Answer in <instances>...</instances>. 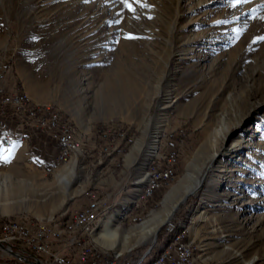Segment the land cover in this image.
I'll use <instances>...</instances> for the list:
<instances>
[{"label":"rangeland","instance_id":"rangeland-1","mask_svg":"<svg viewBox=\"0 0 264 264\" xmlns=\"http://www.w3.org/2000/svg\"><path fill=\"white\" fill-rule=\"evenodd\" d=\"M129 3L0 0V223L62 230L89 194L109 213L85 242L122 264L178 242L192 264H264V150L210 160L245 134L264 149V0ZM47 112L81 145L66 162L36 122ZM169 160L171 178L144 197ZM0 264L25 263L0 250Z\"/></svg>","mask_w":264,"mask_h":264},{"label":"built area","instance_id":"built-area-1","mask_svg":"<svg viewBox=\"0 0 264 264\" xmlns=\"http://www.w3.org/2000/svg\"><path fill=\"white\" fill-rule=\"evenodd\" d=\"M15 101L17 103L22 102L18 101V99H15ZM21 105H23V103H21ZM36 122L40 127H44L54 134V138L58 145L56 156L60 162H62L66 152L76 151V148H81V145L75 144L71 137L67 136L66 123L60 119L57 113L47 112L45 117L37 119ZM172 161H174V159H172ZM172 161L169 160L168 163H170V165L158 172L151 171V173L155 174L156 186L152 187L147 198L159 188L162 182L171 178L173 174V169L171 167ZM86 196L88 197L86 206L75 211V218L73 221H77V215L80 213H88L89 221L85 225H82L81 231H72L73 239L62 240L57 237L55 234V226L54 228H35L33 225L8 220L0 223V232H9V239H0V242L9 251L22 254L24 257H30L32 260L37 259L40 262L50 264H72V254L62 253L66 247H69V250H77L74 254L77 264H122L120 256L100 254L94 249H89L87 247L84 239L85 233H87L89 223H95L97 214L90 213L89 202L92 201L89 199V194H86ZM183 251L188 252V249H184V246H182L180 242L174 243L163 256L162 260L155 264H166L167 259H169L168 255L171 252L173 253L170 255L172 256L170 258L171 264H179L176 260L177 256H175L174 253Z\"/></svg>","mask_w":264,"mask_h":264},{"label":"bare ground","instance_id":"bare-ground-1","mask_svg":"<svg viewBox=\"0 0 264 264\" xmlns=\"http://www.w3.org/2000/svg\"><path fill=\"white\" fill-rule=\"evenodd\" d=\"M255 64L257 65V67L260 66V69L257 72V74L259 76H263L264 75V56L263 57L261 56L260 60L256 61ZM260 97H261V100H264V91H260ZM259 109H260V107H258V109L254 108V111H252V112L249 110L251 113L250 112L249 113L246 112L245 116L247 117V116L250 115V116L253 117L254 114L259 112ZM244 117L238 122L239 124L243 121ZM60 119L62 120L61 117H60ZM64 123H66L67 136H70L72 141L76 144L77 140H76V132H75L74 128L68 122H64ZM255 133L256 134H260L261 132L260 131H256ZM254 139H255L254 136H251V135L249 136L248 134H245V137H241V138L237 139L236 141H234L227 151L224 152V150L223 151L222 150H217V151L213 152V154L210 156V160L212 162H214V161H216L217 157H223V158L228 157V158H231L232 160H234L236 157H238V155L241 153L242 149L244 147H246V146L249 149L254 150L255 152H253V155H256L259 150H264V149H262L259 146L254 145V143H253ZM76 151H77V148H76ZM74 152L75 151L66 152L64 154V156H63L62 162H66L72 155H74ZM64 183H66V185L68 187L69 181L64 180ZM155 186H156V178L152 177V178H150V180L147 182V184L145 186V189L143 191V196L144 197L148 196L149 193L152 190V187H155ZM196 187L197 186H194L193 189H190L189 191H193ZM189 191L187 193H189ZM89 199H90V195H89ZM178 204H179V202L177 204H175L170 211L167 212L166 216L168 218H169V216H171L173 211L178 208ZM89 211H90L91 214H97V216H96V219H95V223H89V228L87 230V233H85V236L88 237V238L92 237L94 235V233L99 229V223H100V221L103 220L102 216L104 215V211H102L100 209L98 203L95 202V201L92 202V203L89 202ZM74 218H75V214L70 218L69 221H67L65 223V225H64L65 227L62 230H59V229L56 230V226H55V234H56L57 237H59L60 239L64 240L63 239V234L66 233V234L72 235V239H73V232L72 231H81L82 230V225H85L89 221V214L88 213H80V214H78L77 215V221H73ZM18 223H23V222H18ZM193 223H197V220L195 219ZM157 226L159 227L160 225H157ZM153 227L149 228V234L154 238L155 235H156L155 233L158 231L159 228L158 227H154L153 228ZM35 228H49V227L48 226L47 227L46 226H41V227L39 226V227H35ZM115 236H116V231L113 229L112 220L110 219V220L105 222L104 228L99 233V237L103 238V240H110V239H114ZM0 239H9V232H1V238ZM100 242H102V241L100 240ZM107 243H108V241H106V243L104 242V244H107ZM86 245L88 247V243H86ZM172 246L173 245H169L164 250V252H162L156 258V260L154 261L153 264H155L156 262H160L162 260L163 256L168 252V250ZM6 249L7 248L4 247V248H1L0 250H2V252H7ZM89 249H91V248H89ZM184 249H188V252L183 251V252L174 253L175 256H177L176 257L177 258L176 259L177 262L179 264H192L193 260H192V255H191V253L189 251V248L187 246H184ZM96 252L100 253V254H107L106 252H103V251H96ZM172 254H173L172 252L169 253V255H168L169 259H167L166 264H171L170 258L172 256H170V255H172ZM41 263L44 264L43 262H41Z\"/></svg>","mask_w":264,"mask_h":264},{"label":"water","instance_id":"water-1","mask_svg":"<svg viewBox=\"0 0 264 264\" xmlns=\"http://www.w3.org/2000/svg\"><path fill=\"white\" fill-rule=\"evenodd\" d=\"M1 248H4L3 244L0 243V249ZM6 253L10 256V257H14L20 261H23L25 264H42L39 260L37 259H31L30 260V257H23L22 254H19V253H16V252H13V251H9L8 249H6Z\"/></svg>","mask_w":264,"mask_h":264},{"label":"crops","instance_id":"crops-1","mask_svg":"<svg viewBox=\"0 0 264 264\" xmlns=\"http://www.w3.org/2000/svg\"><path fill=\"white\" fill-rule=\"evenodd\" d=\"M57 146H58V145H57ZM142 181H143V180H142ZM93 196H94V195H93ZM94 197L97 198V196H94ZM94 197H93V198L90 197V199L93 200V199H95ZM87 202H88V201L86 200V201H85L80 207H77L76 209H74L73 212L75 213L76 210L81 209V208H83L84 206H86ZM104 209H105V210H104ZM104 209L102 210V211H104V215L102 216L103 219H104V217H106V215H108V213H109L107 207H105ZM73 212L71 213V215L74 214ZM106 218H107V217H106ZM113 218H114V215L111 216L109 219H107V221L111 219L112 222H113V220H114ZM100 222H101V221H100ZM99 224H100V223H99ZM103 226H104V225H103ZM103 228H104V227H103ZM97 236H99V235H97Z\"/></svg>","mask_w":264,"mask_h":264},{"label":"snow or ice","instance_id":"snow-or-ice-1","mask_svg":"<svg viewBox=\"0 0 264 264\" xmlns=\"http://www.w3.org/2000/svg\"><path fill=\"white\" fill-rule=\"evenodd\" d=\"M121 3H123L126 7H128L130 11H134V9L132 8V5L129 3V0H121ZM146 6H147L146 4H141V7H146ZM128 38L133 39L134 37L129 36ZM260 39L264 40V37H261Z\"/></svg>","mask_w":264,"mask_h":264},{"label":"trees","instance_id":"trees-1","mask_svg":"<svg viewBox=\"0 0 264 264\" xmlns=\"http://www.w3.org/2000/svg\"><path fill=\"white\" fill-rule=\"evenodd\" d=\"M67 221V220H66ZM65 222V221H64Z\"/></svg>","mask_w":264,"mask_h":264}]
</instances>
